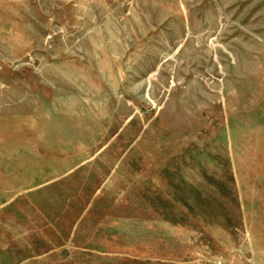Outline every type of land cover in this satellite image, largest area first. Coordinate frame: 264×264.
<instances>
[{
	"label": "rangeland",
	"instance_id": "rangeland-1",
	"mask_svg": "<svg viewBox=\"0 0 264 264\" xmlns=\"http://www.w3.org/2000/svg\"><path fill=\"white\" fill-rule=\"evenodd\" d=\"M0 264H264V0H0Z\"/></svg>",
	"mask_w": 264,
	"mask_h": 264
}]
</instances>
